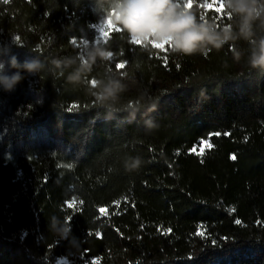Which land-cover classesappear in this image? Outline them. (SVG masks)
<instances>
[{
    "label": "trees",
    "instance_id": "trees-1",
    "mask_svg": "<svg viewBox=\"0 0 264 264\" xmlns=\"http://www.w3.org/2000/svg\"><path fill=\"white\" fill-rule=\"evenodd\" d=\"M208 1L230 38L185 55L121 0H0V264H264V14Z\"/></svg>",
    "mask_w": 264,
    "mask_h": 264
},
{
    "label": "clouds",
    "instance_id": "clouds-1",
    "mask_svg": "<svg viewBox=\"0 0 264 264\" xmlns=\"http://www.w3.org/2000/svg\"><path fill=\"white\" fill-rule=\"evenodd\" d=\"M227 3L245 18L248 13L254 18L264 14V0H227ZM119 10L124 15L130 14L131 23L140 29L139 39L145 40L151 34L161 47L171 41L173 50L182 51L185 55L193 54L202 42L222 47L230 38V35L217 34L213 25L206 21L198 23L190 12L181 10L178 0H121ZM228 31L231 33L230 26ZM129 33L136 38L131 29ZM177 45L180 47L177 48ZM110 56L111 53H107L103 58L108 59ZM89 59L94 60L95 54ZM255 60L259 62L257 66H264V39L260 41L259 54L255 56ZM27 67L33 69L36 65L30 64ZM19 79L18 74L11 77L0 76V84H3L5 90H11Z\"/></svg>",
    "mask_w": 264,
    "mask_h": 264
},
{
    "label": "rangeland",
    "instance_id": "rangeland-1",
    "mask_svg": "<svg viewBox=\"0 0 264 264\" xmlns=\"http://www.w3.org/2000/svg\"><path fill=\"white\" fill-rule=\"evenodd\" d=\"M178 3L181 7V10H183V8H185L188 4H189V0H178ZM207 7L211 8L213 10H219L221 8V3L219 0H209L207 2ZM130 18V14L128 15ZM106 25V23H102L97 25V29L101 30L104 28V26ZM139 33H140V29L136 26L133 25V34H136V38L133 37V39L136 42H149L150 44H152L153 46L162 48L165 44H167L168 42H166L162 47L159 45L158 41L156 40L155 36L149 34V36L145 39V40H141L139 39ZM170 42V41H169Z\"/></svg>",
    "mask_w": 264,
    "mask_h": 264
},
{
    "label": "snow or ice",
    "instance_id": "snow-or-ice-1",
    "mask_svg": "<svg viewBox=\"0 0 264 264\" xmlns=\"http://www.w3.org/2000/svg\"><path fill=\"white\" fill-rule=\"evenodd\" d=\"M3 2H4V3H8L9 0H3ZM114 30H119V28L117 27V28L114 29ZM108 35H109V34H108ZM120 67H123V64H121ZM70 110H71V109H70ZM219 134H220V133H216V135H219ZM201 143H202V145H203V147H201V149H200V152H201V153L203 152L204 147H211V145H209L206 141H201ZM193 151L195 152L196 150L193 149ZM231 158H232V159H236V156L233 155ZM117 203H118V202H117ZM101 209H102V211H101ZM101 209H100V212L103 213V212L105 211V209H103V208H101ZM71 218H72V217H68V221H69V222L71 221ZM236 223H240V221L237 220Z\"/></svg>",
    "mask_w": 264,
    "mask_h": 264
}]
</instances>
